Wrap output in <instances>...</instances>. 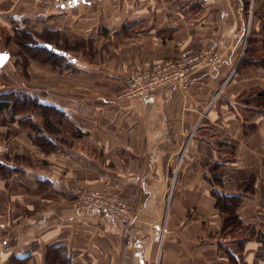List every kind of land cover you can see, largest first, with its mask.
I'll use <instances>...</instances> for the list:
<instances>
[{"label": "crops", "instance_id": "crops-1", "mask_svg": "<svg viewBox=\"0 0 264 264\" xmlns=\"http://www.w3.org/2000/svg\"><path fill=\"white\" fill-rule=\"evenodd\" d=\"M25 27L77 49L59 87L35 82L52 67L9 55L0 97L54 107L71 133L0 108V264H264V0H0V53ZM183 51L204 57L183 83L119 99ZM53 180L115 195L134 220L76 216Z\"/></svg>", "mask_w": 264, "mask_h": 264}, {"label": "built area", "instance_id": "built-area-1", "mask_svg": "<svg viewBox=\"0 0 264 264\" xmlns=\"http://www.w3.org/2000/svg\"><path fill=\"white\" fill-rule=\"evenodd\" d=\"M73 0H52L55 8H63L69 5ZM210 56L207 58L206 66L214 67L221 62V58L209 51ZM204 59L203 55L192 54L189 51H183L180 58L176 61H165L161 64H155L152 70L148 72H134L130 75L124 91L120 94L119 99H131L143 94H148L157 89L166 87L168 84H180L186 80L187 74L197 67ZM55 186L71 196L73 212L76 216L90 211L100 210L107 213L110 217L133 221L134 217L130 207L116 197L102 190H86L69 183L53 180ZM166 230H159V238H163Z\"/></svg>", "mask_w": 264, "mask_h": 264}, {"label": "trees", "instance_id": "trees-1", "mask_svg": "<svg viewBox=\"0 0 264 264\" xmlns=\"http://www.w3.org/2000/svg\"><path fill=\"white\" fill-rule=\"evenodd\" d=\"M20 35L16 41H14L15 46H20L23 48L22 57H20L21 62L24 61L21 64V67L26 69L30 63V61L42 64V65H48L52 67L53 69L59 67H62V64L65 62V57L62 56V52H69L77 49V45H72L71 48H69L66 44H63V41L66 40L65 38L61 37L59 33L57 32H50V31H44L41 33H36L33 30L30 31L29 29H21ZM49 36H53L55 39L50 40ZM59 41L57 42L56 39ZM14 37V36H13ZM12 40V38L9 39V41ZM27 51L28 53H31L30 55H27L25 53ZM31 51V52H30ZM42 54V55H39ZM26 60V61H25ZM58 64V65H56ZM12 104V107L16 110H20V108L24 109H32V111H39V115L42 117L43 121V129L48 132H55L56 129L52 126L53 120H51L53 117L56 119H64L63 115L54 107L52 106H46L42 105L41 103L37 102V100L33 98H29L26 96H20V94H9L7 96H1L0 97V108H9ZM59 123V122H57ZM35 124V122H34ZM31 125V128L34 131L38 130V127L36 124ZM235 197H226L223 196V199L219 198L217 201V207L224 213L227 214V220L225 222V227H235L239 225V221L235 215V207L236 203H234Z\"/></svg>", "mask_w": 264, "mask_h": 264}, {"label": "rangeland", "instance_id": "rangeland-1", "mask_svg": "<svg viewBox=\"0 0 264 264\" xmlns=\"http://www.w3.org/2000/svg\"><path fill=\"white\" fill-rule=\"evenodd\" d=\"M26 28V27H25ZM24 28V29H25ZM27 30H28V28H26ZM30 31H31V29H30ZM20 30L18 29L16 32H15V34H14V37H12V40H10L9 42H10V44H9V51H6L5 53L6 54H8V58H9V55L10 56H12V55H15L17 58H19V56H21L22 57V54L20 53V51L23 53V48L22 47H20V46H15V44H14V41H16L17 39H18V37H19V35H20ZM50 38V40H53V39H55L53 36H49ZM54 41V40H53ZM56 41L58 42L59 41V36H58V39H56ZM63 44L65 45H67L69 48H71L72 47V45L73 44H75V43H72V41H68V40H64L63 41ZM9 52V53H8ZM31 52V51H30ZM2 53V52H1ZM0 53V54H1ZM25 53L27 54V55H30L31 53H28L27 51H25ZM39 55H42V54H39ZM7 58V59H8ZM7 61V60H6ZM5 61V62H6ZM20 61V60H19ZM26 61V60H25ZM24 61H20V63H23ZM56 65H58V64H56ZM17 67H18V65H16ZM32 70V73H33V76H39L38 75V73L39 72H42V71H40V70H38V69H34L33 70V68L31 69ZM43 73V72H42ZM42 77H44L48 82H46L45 80H41V78L39 77L35 82H42V84H45V83H51V84H58V87H59V66L57 67V68H55V72H53V73H50V74H45V76H43V75H41ZM47 77V78H46ZM6 83V82H5ZM21 85V84H20ZM52 120L54 121V122H52L53 124H55L54 126H52V127H55V126H58L59 127V129L60 130H62V131H66V132H68V131H70V128H67V126L66 125H68V123L66 122V121H62V120H60V119H56V118H52ZM57 122H59V124H56ZM70 133H71V131H70ZM65 183H68V182H65ZM69 184H71V185H74V186H77L76 184H72V183H69ZM77 187H79V186H77ZM79 188H81V187H79ZM81 189H84V188H81ZM109 195H111L112 197H116V198H118L117 196H115V195H112V194H110L109 193ZM119 199V198H118ZM74 201V198L72 199V202Z\"/></svg>", "mask_w": 264, "mask_h": 264}, {"label": "water", "instance_id": "water-1", "mask_svg": "<svg viewBox=\"0 0 264 264\" xmlns=\"http://www.w3.org/2000/svg\"><path fill=\"white\" fill-rule=\"evenodd\" d=\"M7 58H8V54H6L5 51H3L0 54V67L5 63V61L7 60Z\"/></svg>", "mask_w": 264, "mask_h": 264}]
</instances>
